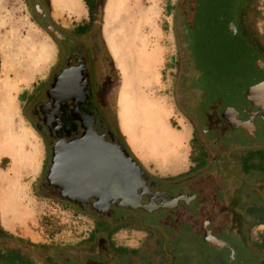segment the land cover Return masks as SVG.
<instances>
[{
    "label": "rangeland",
    "instance_id": "374dc122",
    "mask_svg": "<svg viewBox=\"0 0 264 264\" xmlns=\"http://www.w3.org/2000/svg\"><path fill=\"white\" fill-rule=\"evenodd\" d=\"M189 2L190 0H98L91 26V31L100 41L115 73L114 83L104 93V103L112 130L118 135L130 157L148 172L153 180L161 184L159 189L166 191L168 196H175L182 191L190 194L193 192L192 184L181 183L180 177L185 174L175 176L169 173L173 166L169 162L166 163L164 157L156 155L158 151H162L161 146L164 144L143 141L138 127H147L150 120L157 118L160 126L169 133L183 136L178 150L182 149L187 155L191 126L175 106V92L191 87L200 89L202 94L210 93L209 88L214 86H205V79L202 80L204 76L197 68L202 64L211 70L220 63V58L215 57L216 47L211 41L205 40L198 45L193 42L187 22ZM78 4L80 6V0ZM58 9L60 10V7L50 6V20L63 32H69L82 23L81 14L58 13ZM115 9L119 11L117 15L113 14ZM37 22L32 4L27 0H0V83L6 80L8 85L4 90L0 89V173L12 178L15 159H18L21 165L16 177L24 189L21 196L24 206L30 209L27 218L17 216L14 221L8 219L4 222L0 213V225L14 237L28 240L34 245L63 247L68 256L81 264H88L89 261L92 264H106L108 255L104 250L103 239H98L94 245L87 242L94 228V221L78 209L58 201L55 192L37 191L38 183L45 177V174L40 173L44 148L40 137L26 118L22 104L25 93L22 94L21 90L32 80L38 82L39 78L46 76L57 54L54 40L47 34L44 26ZM110 22L112 28L115 27L113 32L109 29ZM243 26L249 37L264 45V0H254L246 8ZM116 42L121 45L120 51L116 50ZM226 49L229 50L227 47ZM4 59H7L6 64ZM133 60H137L140 69ZM228 63L231 61L228 60ZM238 65L244 68V72L241 73V78L234 79L236 83L251 85L264 80V72L254 70L251 62L245 57L239 59ZM182 68L189 74H184L180 70ZM228 72L226 70L221 74L227 76ZM199 78L202 82L197 85ZM29 86L30 89L31 85ZM239 88L243 93L246 86ZM118 105L125 108V129L130 127V123L131 127L138 129L132 148L126 145V138L117 123ZM143 142L150 153L142 154L141 150L136 148L137 144L142 146ZM172 147L174 148L173 145ZM215 183L209 181L204 188L207 191V200L212 202L209 206L218 205L214 203L219 195ZM204 213L208 214V211ZM145 220L146 226L155 232V238H148L145 234L131 229L114 236L113 244L138 248L144 255L149 256L152 264L240 263V249L233 243L236 248L234 259H226L225 252L217 253L208 249L202 236L206 224L203 221H192L180 216L179 212H161L146 217ZM233 227L227 219L221 220L216 226L222 236L229 240ZM255 230L264 232V226ZM79 244L83 246L79 247ZM18 246L16 241L5 242L0 239V247ZM163 246L171 256L164 254ZM24 249L27 250L26 247ZM211 253H215L214 256ZM75 261L65 259L58 263L77 264ZM121 264H126V261H121Z\"/></svg>",
    "mask_w": 264,
    "mask_h": 264
},
{
    "label": "flooded vegetation",
    "instance_id": "af4514ba",
    "mask_svg": "<svg viewBox=\"0 0 264 264\" xmlns=\"http://www.w3.org/2000/svg\"><path fill=\"white\" fill-rule=\"evenodd\" d=\"M27 1L32 4L37 24L44 26L57 48V54L46 76L32 85L24 94L22 103L26 118L40 137L44 148L40 173L45 174V177L38 183L37 191L55 192L58 201L75 207L92 220L113 219L116 223L131 225H125L112 237L132 229L150 238L155 232L146 226V217L161 212H179L180 216L192 221L208 223L211 236L226 243L217 248L205 242L209 250L225 252L226 259H234L238 247L241 253L239 264H264V232L255 230L264 226V118L257 114V108L245 98L250 87L264 83V80L251 85L243 84L246 86L243 93L239 91V87L209 88L210 93L204 94L198 88L176 90L175 106L192 130V162L180 181L190 182L192 193L182 191L175 196H168L166 191L159 189L161 184L140 167L136 172V186L120 194H113L107 209L102 208L93 198H88L86 203L80 205L73 204L60 198L58 191L46 180L52 164L53 149L56 145H70L80 141L90 128L105 143L125 150L118 135L112 130L104 103V93L114 83L115 73L108 55L91 31L92 27L82 32L78 29L82 26L80 23L71 31L63 32L50 20L46 0ZM253 2L254 0H241L232 3L236 9L231 16L232 21L227 24L228 34L237 36L241 33L243 8ZM238 5H242L241 8ZM254 42L253 53L248 55L243 52L241 57L251 62L254 70L264 72V50L261 49L264 45L259 41ZM180 70L189 74L186 70ZM225 115L235 124L241 123L245 127L228 122ZM209 181L216 182L218 186V200L214 202L218 205H211L214 208L209 206L212 202L207 200V191L204 189ZM183 195L191 200L188 203L178 202L173 209L160 207ZM140 206H151L154 210L148 213ZM206 211L208 214L204 213ZM226 219L234 225L231 240L222 236L216 228L218 222ZM102 238L108 255L106 264H121V261H126V264H152L149 256L138 248L115 244L113 248H109L104 234ZM163 249L165 255L171 256L164 246ZM66 254L65 259L73 262L76 260L68 256L67 252ZM211 254L214 256L215 253ZM214 260L220 261L218 258Z\"/></svg>",
    "mask_w": 264,
    "mask_h": 264
},
{
    "label": "trees",
    "instance_id": "16d2710c",
    "mask_svg": "<svg viewBox=\"0 0 264 264\" xmlns=\"http://www.w3.org/2000/svg\"><path fill=\"white\" fill-rule=\"evenodd\" d=\"M234 1L241 0H190L188 3L187 22L189 23L191 38L201 41L198 42L199 44L205 40L211 41L216 47L214 51L216 53L215 57L218 56L220 58V63L215 65L214 69H206L205 65L202 64L199 67L197 66V70L204 76L202 80L205 79L206 87H241L243 84L246 85L243 82L240 84L236 83L234 79L236 77L241 78V73L244 72V68H240L238 65L242 53L244 52L248 55L253 53L254 48L252 44L255 42L253 38L247 35L243 26V16L248 5L244 6V11L241 15V33L237 36L227 33V24L229 21H232L231 16L236 9L233 6L234 4H232ZM83 2L88 11V20L82 22V26L78 28L82 32L89 30L92 26L98 7V0H83ZM240 6L242 5H238L239 8H241ZM226 47L229 48L228 51ZM261 49L264 50V46H261ZM228 60L231 61L230 64ZM226 70L229 71L228 75L222 76L221 73ZM202 80L199 78L197 85H200ZM190 159L192 161V157ZM93 221L94 228L87 238L88 244H96L98 239H103L102 236L104 234L108 247L113 248L114 244L111 242L113 234L122 227H125L126 224L116 223L113 219L93 218ZM126 227H131V225L127 224ZM151 237L155 238L156 235H152ZM0 239H3L5 242L16 241L19 244L18 247H0V264H61L58 262H62L67 258L66 250L63 247L34 245L28 240L14 237L3 230L1 226ZM78 246L83 245L79 244ZM23 247H26L27 250ZM88 264H92L91 261Z\"/></svg>",
    "mask_w": 264,
    "mask_h": 264
},
{
    "label": "water",
    "instance_id": "95a60500",
    "mask_svg": "<svg viewBox=\"0 0 264 264\" xmlns=\"http://www.w3.org/2000/svg\"><path fill=\"white\" fill-rule=\"evenodd\" d=\"M52 34L59 38L55 33ZM245 98L257 108V114L264 118V83L250 87ZM225 119L234 123L226 115ZM238 126L245 127L241 123ZM138 169L140 166L124 149L105 143L89 128L80 141L70 145H56L46 180L58 191L60 198L70 203L80 205L86 203L88 198H93L102 208L107 209L113 194H120L136 186ZM190 200V197L183 195L160 207L173 209L178 202L188 203ZM140 207L148 213L154 210L151 206ZM203 231L204 242L208 245L217 248L226 245L211 236L207 223Z\"/></svg>",
    "mask_w": 264,
    "mask_h": 264
},
{
    "label": "bare ground",
    "instance_id": "6f19581e",
    "mask_svg": "<svg viewBox=\"0 0 264 264\" xmlns=\"http://www.w3.org/2000/svg\"><path fill=\"white\" fill-rule=\"evenodd\" d=\"M61 2H67L68 4L71 5V7L73 8L72 10L74 11H79L81 10L79 4H78V0H60ZM70 2V3H69ZM111 2V1H110ZM109 3V1H108ZM117 4V2H115ZM60 6V5H59ZM58 6V7H59ZM111 8V7H110ZM109 8V9H110ZM63 9V8H62ZM106 9V8H105ZM59 10V9H58ZM61 10V9H60ZM66 10V9H65ZM116 10V9H115ZM70 12V11H69ZM83 13V12H82ZM119 13V11H115V15H117ZM109 14V13H108ZM111 15V14H110ZM113 23V22H112ZM111 24V22H110ZM117 25V24H116ZM121 27V26H120ZM105 28V27H104ZM117 28V27H116ZM110 31L113 32V30H115V27L112 28V24L109 26ZM120 29V28H119ZM122 30V28H121ZM106 31V30H105ZM115 32V31H114ZM108 34V33H107ZM112 34V33H111ZM120 36V35H118ZM115 37H117V35L115 34ZM121 39V38H120ZM110 40V38H109ZM113 40V39H112ZM107 41V40H106ZM111 42V40L109 41ZM112 43V42H111ZM117 43V42H116ZM116 45V50L118 49L120 51V47L121 45H119L118 43L115 44ZM110 46V45H108ZM124 46V44L122 45V47ZM113 48V47H112ZM37 49V48H36ZM114 50V49H113ZM114 52V51H113ZM118 52V51H117ZM7 59H4V63L6 64ZM6 80H3L0 83V89H5L8 87L7 82H5ZM2 92V91H1ZM127 97H128V93L126 91ZM126 96V95H125ZM125 97V98H127ZM129 98V97H128ZM129 100V99H128ZM129 103V102H128ZM132 106V105H131ZM134 108V106H133ZM136 119V118H135ZM145 119V118H144ZM137 120V119H136ZM124 121H126L124 119ZM159 120L154 119V121L150 120L148 122L147 127L145 126H140L139 125V131L141 132V138L146 141V142H156V144L158 143H176L178 138L173 135L172 133H169L164 127H161L159 122ZM129 122H131L129 120ZM128 122V123H129ZM146 125V122H144ZM147 128H149L150 130H148ZM128 134H129V138L130 141L133 142L134 138H135V133H137L138 129L137 127L134 129L133 127H131V123H130V127H128ZM179 141V140H178ZM172 146V145H171ZM156 148V147H155ZM167 149V147H165ZM154 149V148H153ZM4 150V149H3ZM15 151V150H12ZM21 151V150H20ZM165 151V150H164ZM16 152V151H15ZM155 152V151H154ZM24 153V152H23ZM165 154V153H164ZM3 155V154H2ZM21 157V156H19ZM30 163V162H29ZM19 165H21V163H18V159H15V165H14V175L12 178L5 176L4 174L0 173V182H1V187H0V213L2 216L3 221H8L9 220H13L15 219V217H19V216H26V218L30 215V212L28 210L27 207L24 206V201L22 199V195H23V191L24 189L20 186L18 178L16 177L17 175V171L20 169ZM33 167V166H32ZM27 171V170H26ZM32 213V212H31ZM32 218V217H31ZM23 219V218H22ZM16 220V219H15ZM18 220V219H17ZM24 220V219H23Z\"/></svg>",
    "mask_w": 264,
    "mask_h": 264
},
{
    "label": "crops",
    "instance_id": "0c3cea01",
    "mask_svg": "<svg viewBox=\"0 0 264 264\" xmlns=\"http://www.w3.org/2000/svg\"><path fill=\"white\" fill-rule=\"evenodd\" d=\"M47 1H48L47 5H48L49 12H50V6L51 7H55L56 6L58 8V6L60 5L59 7H60L61 10H59L58 13L61 12V13L81 14L82 16H81L80 19H81L82 22H86L88 20V11H87V8H86L83 0H80V8H81L80 12L79 11L76 12V11L72 10L73 8L67 2H61L60 0H47ZM133 61L137 62V60H133ZM137 67H138V69H140L138 62H137ZM134 68H136V66ZM42 78H39V79H42ZM29 83H30L29 85H31V87H32V85L35 83V80H32ZM29 85H26V87L21 90L22 94L26 93L29 90V87H30ZM124 113H125V108H123V106L118 105L117 112H116V114H117V123H118V125L120 127V131H121L122 135L126 138V140H125L126 141V145L128 147L132 148V143H134V140H133V142L130 141L127 129H125L126 125H125V121H124V119H125V114ZM189 128H190V126H189ZM191 132H192V130L190 128L189 139H188V142H187L188 148H189V153L187 155H185L183 153L182 149L178 150V148L180 147V145L183 142V136L177 135L176 137L178 138L179 141L177 140V142L175 144L174 143L170 144L169 142L168 143H161V144H164L163 146H161L162 151H158L159 153L156 154V155L157 156H161L162 158L164 157L165 162L166 163L169 162L173 166L169 170L170 171L169 173H171V175H175V176L176 175H184V174H186V172L189 170V168L191 166V162H192L191 159H190L191 158V156H190ZM173 135H176V134L174 133ZM166 145H167V149L165 148ZM171 145H173L174 148ZM137 146H136V148L140 149L142 154L143 153H147V154L150 153L147 150V147H146L144 142L142 143V146H140L139 144H137ZM151 154H153V153H151Z\"/></svg>",
    "mask_w": 264,
    "mask_h": 264
}]
</instances>
